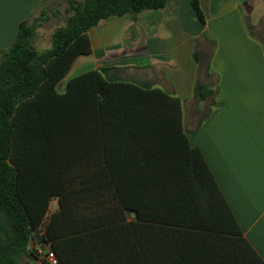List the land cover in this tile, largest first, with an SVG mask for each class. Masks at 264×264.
I'll return each mask as SVG.
<instances>
[{
  "label": "crops",
  "instance_id": "0c3cea01",
  "mask_svg": "<svg viewBox=\"0 0 264 264\" xmlns=\"http://www.w3.org/2000/svg\"><path fill=\"white\" fill-rule=\"evenodd\" d=\"M49 1L0 0V53L10 48L20 24L33 21ZM193 1L198 2L204 24ZM88 35L92 53L79 56L62 78L57 87L61 103L45 105L48 140L28 144L31 171L45 177L38 193L49 195L42 230L60 213L62 201L81 209L77 216L82 221L151 223L139 218L136 207L146 212L152 201V161L159 167L173 163L170 174L166 168L154 170L166 186H159L164 194L155 198L163 213L164 195L179 194L183 183L195 195L198 192L194 168L184 163V157L198 149L242 238L264 261V0H169L157 11L103 21ZM195 55L199 66L193 62ZM185 66L189 79L182 77ZM101 68L109 69L100 74L104 79L178 97L186 139L149 136L145 122L132 131L115 113L102 115L95 79L101 78ZM88 74L93 75L69 87ZM198 84L214 94L200 100ZM61 117L65 122L54 128ZM207 197L199 191L197 200L205 205ZM212 211L216 212L209 209L208 217L216 218ZM137 239L135 233L127 234L126 253L128 242L133 245Z\"/></svg>",
  "mask_w": 264,
  "mask_h": 264
},
{
  "label": "trees",
  "instance_id": "16d2710c",
  "mask_svg": "<svg viewBox=\"0 0 264 264\" xmlns=\"http://www.w3.org/2000/svg\"><path fill=\"white\" fill-rule=\"evenodd\" d=\"M168 1L68 0L66 24L53 31L52 46L40 51L35 39L37 29L49 19L46 4L37 19L20 24L10 48L0 53V264H28L26 259H38L32 242L50 244L59 264H264L253 246L242 238L198 149L191 150L182 161L194 168L198 192L195 195L192 187L183 183L185 188L179 194L174 193L171 198L164 195L163 213L155 198L164 194L159 186L164 189L166 186L154 170L166 168L170 174L173 163L166 161L159 167L152 161L148 172L149 184L156 185L149 190L152 201L146 212L136 207L139 218L151 223L110 225L86 218L82 221L77 216L81 209L62 201L60 213L54 214L42 230L49 195L38 193L45 177L31 171L27 154L29 143L48 140L45 105L61 103L57 87L62 78L79 56L92 53L90 30L111 18L163 9ZM192 6L204 24L198 2L193 1ZM194 57L198 62L197 55ZM108 70L101 68L97 71L101 78H95L99 83L102 115L115 113L132 131L140 121L145 122L149 136L185 138L178 97L161 89L104 79L100 74ZM92 75L82 76L69 87ZM196 93L200 100H205L214 91L198 84ZM63 120L64 117L58 118L54 128ZM119 179L123 182L122 176H116L117 182ZM199 191L208 196V204L197 200ZM209 209L216 210L212 211L216 218L208 217ZM158 221L167 223H154ZM128 233H135L138 239L133 245L128 242L130 250L126 253Z\"/></svg>",
  "mask_w": 264,
  "mask_h": 264
},
{
  "label": "rangeland",
  "instance_id": "374dc122",
  "mask_svg": "<svg viewBox=\"0 0 264 264\" xmlns=\"http://www.w3.org/2000/svg\"><path fill=\"white\" fill-rule=\"evenodd\" d=\"M79 1H83V0H79ZM68 9H69L68 0H50L47 3L46 10L48 12L49 19L47 21H44L43 24L40 25V27L37 29V35L35 39L36 47L40 51L46 50L52 46L51 35L55 29L62 27L66 24V20L68 17V13H67ZM39 15H40V10L37 11L34 18L37 19ZM193 62L199 66L195 58L193 59ZM168 73L169 74L171 73L173 77L172 72L168 71ZM190 75L191 73L190 74L188 73L187 66H185V70L184 73L182 74V77L185 79H189ZM33 248H35V251L38 254V259L37 260L26 259L25 262L28 264H41L42 259L40 258L38 251L41 250L43 253H45L47 251V248L45 246L43 247L41 244L40 245L38 244V247H35L34 244Z\"/></svg>",
  "mask_w": 264,
  "mask_h": 264
},
{
  "label": "built area",
  "instance_id": "2783aa9c",
  "mask_svg": "<svg viewBox=\"0 0 264 264\" xmlns=\"http://www.w3.org/2000/svg\"><path fill=\"white\" fill-rule=\"evenodd\" d=\"M43 244L47 248V251L45 253H43L41 250L38 251L42 261H46L48 264H59V259L56 253L51 249L50 244L48 243H43Z\"/></svg>",
  "mask_w": 264,
  "mask_h": 264
}]
</instances>
